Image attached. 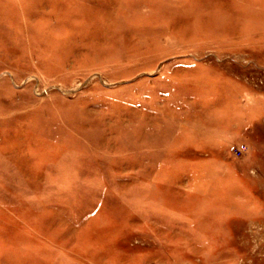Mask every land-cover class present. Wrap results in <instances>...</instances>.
<instances>
[{
	"label": "rangeland",
	"instance_id": "obj_1",
	"mask_svg": "<svg viewBox=\"0 0 264 264\" xmlns=\"http://www.w3.org/2000/svg\"><path fill=\"white\" fill-rule=\"evenodd\" d=\"M0 264H264V0H0Z\"/></svg>",
	"mask_w": 264,
	"mask_h": 264
}]
</instances>
